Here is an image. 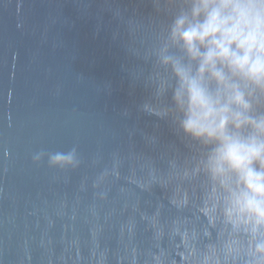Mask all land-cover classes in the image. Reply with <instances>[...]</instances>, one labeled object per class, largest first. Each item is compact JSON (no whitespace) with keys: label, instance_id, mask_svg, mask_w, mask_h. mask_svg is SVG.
Here are the masks:
<instances>
[{"label":"water","instance_id":"1","mask_svg":"<svg viewBox=\"0 0 264 264\" xmlns=\"http://www.w3.org/2000/svg\"><path fill=\"white\" fill-rule=\"evenodd\" d=\"M117 8L124 20L152 13L147 0H0V264H130L133 248L143 264L145 217L193 218L123 179L148 160L166 167L170 148L189 150L168 118L141 110L152 88L132 78L142 62L123 46ZM73 145L76 170L32 162ZM116 153L121 179L94 187Z\"/></svg>","mask_w":264,"mask_h":264},{"label":"clouds","instance_id":"2","mask_svg":"<svg viewBox=\"0 0 264 264\" xmlns=\"http://www.w3.org/2000/svg\"><path fill=\"white\" fill-rule=\"evenodd\" d=\"M147 2L146 17L124 20L114 10L125 25L126 52L142 62L132 78L152 88L140 108L168 118L189 151L170 148L166 167L148 160L123 179L160 189L193 218L145 217L152 243L140 253L143 264H264V0ZM45 160L60 171L82 164L77 145L32 155L34 164ZM122 165L113 154L94 187L121 179ZM137 255L133 248L130 264Z\"/></svg>","mask_w":264,"mask_h":264}]
</instances>
